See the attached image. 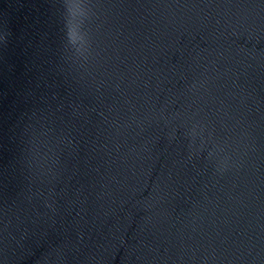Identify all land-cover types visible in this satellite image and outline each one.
I'll use <instances>...</instances> for the list:
<instances>
[{
    "label": "water",
    "instance_id": "1",
    "mask_svg": "<svg viewBox=\"0 0 264 264\" xmlns=\"http://www.w3.org/2000/svg\"><path fill=\"white\" fill-rule=\"evenodd\" d=\"M85 3L0 0V264H264V0Z\"/></svg>",
    "mask_w": 264,
    "mask_h": 264
},
{
    "label": "clouds",
    "instance_id": "2",
    "mask_svg": "<svg viewBox=\"0 0 264 264\" xmlns=\"http://www.w3.org/2000/svg\"><path fill=\"white\" fill-rule=\"evenodd\" d=\"M64 2V17H65V29H66V37L69 44H75L78 47L83 46L86 43V32L82 30V26L84 23V19L88 16V8L85 3V0H81V8L78 10V15L81 17V21L79 26L69 29L68 26V7H67V0H63ZM6 42V41H5Z\"/></svg>",
    "mask_w": 264,
    "mask_h": 264
}]
</instances>
